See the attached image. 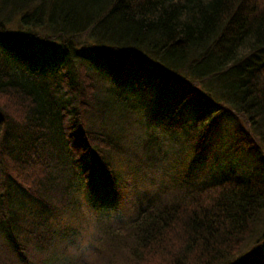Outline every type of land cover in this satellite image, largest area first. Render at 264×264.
Here are the masks:
<instances>
[{
	"label": "trees",
	"instance_id": "obj_1",
	"mask_svg": "<svg viewBox=\"0 0 264 264\" xmlns=\"http://www.w3.org/2000/svg\"><path fill=\"white\" fill-rule=\"evenodd\" d=\"M125 77L137 79L131 96L113 81ZM100 78L111 84L98 90ZM144 80L177 92L180 106L196 105L192 123L176 122L177 107L161 124L186 135L194 161L220 118L236 126L238 158L258 155L264 0H0V264L33 263L28 254L45 251V264H56L54 255L72 264L61 250L50 254L52 238L70 241L69 234L27 229L38 246L20 242L26 215L12 197L22 191L54 213L76 209L79 190L58 167L61 141L91 191L100 183L115 191L109 158L121 147L122 122L142 111ZM263 218L264 177L230 172L141 207L127 224L107 229L98 247L83 249L98 251L94 264L113 257L121 264H264Z\"/></svg>",
	"mask_w": 264,
	"mask_h": 264
},
{
	"label": "rangeland",
	"instance_id": "obj_2",
	"mask_svg": "<svg viewBox=\"0 0 264 264\" xmlns=\"http://www.w3.org/2000/svg\"><path fill=\"white\" fill-rule=\"evenodd\" d=\"M38 47L43 49L40 44ZM41 62L43 63V55ZM135 78L125 77L123 82L116 78L113 81L115 84H123L120 88L131 96L134 83L137 80ZM110 84L111 82L106 84L105 80H101V78L96 82L98 90L101 87L106 89ZM142 85L144 87H142L141 100L139 101L143 106L142 111L139 116L137 114L132 116L131 123L128 122L127 125H124L122 122L119 128L123 135L121 147L118 153L109 158L111 173L115 177L116 190L111 191L105 187L106 190H104L102 188L104 185L106 186V183H100L98 190L95 191L97 193L91 191L90 186L83 181L81 174L74 172L73 166L67 162L65 143L58 142L57 152L60 154V159L64 160L58 167L66 172L72 187L79 190L78 194L72 198V201H75L76 209L68 210L65 213L62 208L59 213L45 209V214L42 212L41 205L35 200L22 191V193H15L16 197L12 198L13 201H16V208H18L19 214L22 211L26 215L23 216L27 223L26 229L23 230V227H19L16 230L19 240L24 246L27 248L29 245L37 247L39 244L34 242L32 236H28L29 232L69 234L70 241L64 242L52 238L55 241L51 243L50 254L55 250H61L64 255H68L72 264L76 262L94 264L98 256L94 260L92 257L98 251L94 250L89 256V251L85 252L84 246L91 243L94 247H98L101 241L99 237L104 236L107 229L116 230L127 224L141 207L145 208L156 201L157 203L171 202L182 197L187 189L193 188L203 181L221 178L230 172H237L243 177L258 173L264 177V142L257 138L258 151L261 152H258V155L246 154L238 158L232 149L236 126L222 118L218 120L207 138V143L198 154L199 160L194 161L196 148L187 144L186 135L170 132L161 124L164 119L170 118L174 108L177 107H179L181 119L176 122H181L183 125H186L188 121L192 123L196 116L193 107L196 105L184 104L185 106H180L177 92L173 90L163 92L161 86H156L151 81L144 80ZM94 127L99 128L97 125ZM150 136L155 138V145L147 148V139ZM66 162L67 164L64 165ZM41 220L46 225L45 229H42L40 225ZM31 226H36V229H31ZM262 227L264 230V218ZM9 236L11 238L12 234ZM251 246L250 244L245 250L247 251ZM45 252L37 255L28 254L30 261L33 262L29 264H45L47 261ZM87 255L89 258H86ZM121 258L113 257L106 264L112 262L121 264ZM55 259L56 264L61 263L63 256L58 259V256L54 255L52 263L55 262Z\"/></svg>",
	"mask_w": 264,
	"mask_h": 264
}]
</instances>
